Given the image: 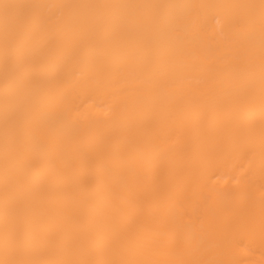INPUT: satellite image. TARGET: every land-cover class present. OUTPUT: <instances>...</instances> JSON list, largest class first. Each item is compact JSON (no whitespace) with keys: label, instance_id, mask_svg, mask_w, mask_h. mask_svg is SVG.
Listing matches in <instances>:
<instances>
[{"label":"bare ground","instance_id":"bare-ground-1","mask_svg":"<svg viewBox=\"0 0 264 264\" xmlns=\"http://www.w3.org/2000/svg\"><path fill=\"white\" fill-rule=\"evenodd\" d=\"M0 264H264V0H0Z\"/></svg>","mask_w":264,"mask_h":264}]
</instances>
